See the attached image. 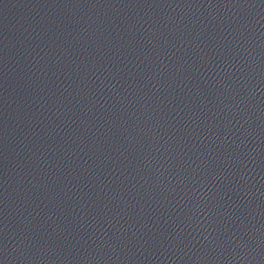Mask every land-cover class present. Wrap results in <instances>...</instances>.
Segmentation results:
<instances>
[{
	"label": "water",
	"instance_id": "obj_1",
	"mask_svg": "<svg viewBox=\"0 0 264 264\" xmlns=\"http://www.w3.org/2000/svg\"><path fill=\"white\" fill-rule=\"evenodd\" d=\"M0 264H264V0H0Z\"/></svg>",
	"mask_w": 264,
	"mask_h": 264
}]
</instances>
